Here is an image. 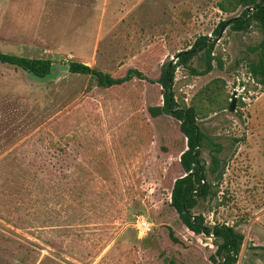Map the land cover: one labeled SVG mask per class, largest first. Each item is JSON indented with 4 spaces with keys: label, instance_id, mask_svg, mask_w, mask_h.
Returning a JSON list of instances; mask_svg holds the SVG:
<instances>
[{
    "label": "rangeland",
    "instance_id": "obj_1",
    "mask_svg": "<svg viewBox=\"0 0 264 264\" xmlns=\"http://www.w3.org/2000/svg\"><path fill=\"white\" fill-rule=\"evenodd\" d=\"M216 1L0 0V52L115 76L136 68L153 81L206 37L211 69L192 74L205 68L204 46L196 48L189 69L174 67L168 92L188 103L221 78L235 107L196 120L204 180L216 192L195 198L191 213L242 234L234 264H264V89L247 71L261 33L254 21L232 30L242 8L223 13ZM88 81L0 63V264H213L212 238L186 229L169 205L186 145L172 108L148 114L161 105L160 85L133 78L109 90ZM136 215L148 233H136Z\"/></svg>",
    "mask_w": 264,
    "mask_h": 264
},
{
    "label": "trees",
    "instance_id": "obj_2",
    "mask_svg": "<svg viewBox=\"0 0 264 264\" xmlns=\"http://www.w3.org/2000/svg\"><path fill=\"white\" fill-rule=\"evenodd\" d=\"M215 6L223 13H232L238 8H242L239 16L228 20L232 30H245L251 21L256 23L261 33V39L255 47L257 50L256 60L248 63L247 71L255 84L264 89V0H217ZM223 23H220L219 27ZM218 28L215 30L216 33ZM205 40L206 37H198L189 49L178 51L175 65L169 64V62L163 63L160 66L158 77L153 81L147 79L136 68H127L122 75L115 76L78 61H68L66 64L68 65V72L88 75L87 87L94 85L111 90L133 78L156 82L160 85L161 105L147 107L148 114L155 117L163 112H169L172 108L171 115L178 120V130L185 138L186 145V148L179 154V165L183 174L172 182L169 191V205L186 229L212 238L215 248L212 254L208 256L211 263L234 264L242 243V234L224 223L214 222L212 225H206L200 214L191 213L196 201L195 198H204L216 192L213 189L215 184L204 180L205 168L199 160V148L203 135L196 120L208 113L221 111L227 107L229 96L225 91V82L221 78L209 80L192 95L188 103H184L182 99L179 102L175 101L172 93L168 92L174 67L181 65L189 69L187 62L194 55L196 48L204 46L205 68L199 72L193 70L192 74H203L211 69L212 42L205 43ZM0 63L16 66L37 78L47 75L51 65L50 59L47 58L24 57L2 52H0ZM216 164L217 161L212 157L210 172L214 171ZM168 236L171 241H177L171 230H168ZM167 264H173V262L169 260Z\"/></svg>",
    "mask_w": 264,
    "mask_h": 264
},
{
    "label": "built area",
    "instance_id": "obj_3",
    "mask_svg": "<svg viewBox=\"0 0 264 264\" xmlns=\"http://www.w3.org/2000/svg\"><path fill=\"white\" fill-rule=\"evenodd\" d=\"M133 228L138 235H143L150 231L151 224L142 215H136L133 219Z\"/></svg>",
    "mask_w": 264,
    "mask_h": 264
},
{
    "label": "water",
    "instance_id": "obj_4",
    "mask_svg": "<svg viewBox=\"0 0 264 264\" xmlns=\"http://www.w3.org/2000/svg\"><path fill=\"white\" fill-rule=\"evenodd\" d=\"M169 64H171V63H169ZM67 69H68V65L67 64H59V65H56L55 67L51 64L50 67H49V72L44 77L52 75L53 73H58L60 71H67ZM44 77H42V78H44ZM234 107H235L234 97L232 95L231 98H230V101L228 103L227 110L228 111H233Z\"/></svg>",
    "mask_w": 264,
    "mask_h": 264
},
{
    "label": "crops",
    "instance_id": "obj_5",
    "mask_svg": "<svg viewBox=\"0 0 264 264\" xmlns=\"http://www.w3.org/2000/svg\"><path fill=\"white\" fill-rule=\"evenodd\" d=\"M82 63V62H81ZM85 64V63H84ZM89 66V65H88Z\"/></svg>",
    "mask_w": 264,
    "mask_h": 264
}]
</instances>
